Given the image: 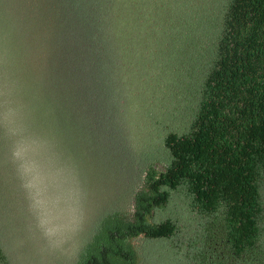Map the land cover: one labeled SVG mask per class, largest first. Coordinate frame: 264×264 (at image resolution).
<instances>
[{
    "label": "trees",
    "instance_id": "trees-1",
    "mask_svg": "<svg viewBox=\"0 0 264 264\" xmlns=\"http://www.w3.org/2000/svg\"><path fill=\"white\" fill-rule=\"evenodd\" d=\"M140 38L165 58L130 79L143 85L131 91L123 73L145 63ZM10 91L30 111L26 122L71 156L102 95L119 94L120 113L124 96L145 104L135 107L144 121L125 205L98 214L64 261H42L38 223L39 244L24 238L36 221L23 222L11 194L32 214L28 178L5 184L0 170V264H264V0H0L4 162L24 158L23 126L3 110ZM62 97L74 101L70 120Z\"/></svg>",
    "mask_w": 264,
    "mask_h": 264
},
{
    "label": "rangeland",
    "instance_id": "rangeland-1",
    "mask_svg": "<svg viewBox=\"0 0 264 264\" xmlns=\"http://www.w3.org/2000/svg\"><path fill=\"white\" fill-rule=\"evenodd\" d=\"M151 45L154 50L153 55L143 47V40L140 38L137 52L140 56L145 55V63L141 58L131 60L130 64L136 70L131 69L128 74L123 73L124 87H130L131 91L143 85L138 84L140 81L133 84L130 79L136 80L139 75L144 77L150 72H158L161 59L165 58L156 50L153 42ZM10 93L4 94L5 99L11 102H8L3 110H8L13 118L16 112V119L23 126L22 132H15L19 138L21 137L24 158H7L5 162L0 158L2 177L5 184L12 183V176L15 174L28 178L27 192L23 194L27 201L32 202V214L24 216L17 191L11 194L18 205V211L20 209V213L23 214V222L26 223L28 217L36 221L32 226L34 232L24 238L28 241L33 240L32 238L36 239L38 223L44 250L50 255L43 254L37 248L42 261L46 256L51 260V255H55L57 260L60 256H64L62 259L64 261L77 245V240L89 230L98 214L107 208L125 205L129 190L124 188V182L127 179L133 182L138 173L134 161L130 158V147L133 142H137L136 129L140 127L139 123L144 121L140 113H135V107L143 106L145 103L132 96H124V108L120 113L116 102V98L120 95H102L98 98L96 119L82 117L83 120L79 122L80 134L89 130L87 120L90 131L86 140H82L85 141L83 147L79 150L75 146V155L71 156L63 153L56 134L48 143L43 133L37 132L38 127L32 124V119L26 122L31 117L30 111L20 104L23 100H17L20 106L16 100H12L13 97L17 99V96L12 95L16 92L10 91ZM61 101V111L66 110L63 116L66 120H70L74 101L68 97H62ZM126 103L131 106L127 107ZM152 105L146 104L147 107ZM106 115L108 117H105ZM16 125L14 122L7 124L11 129H15ZM144 131L147 136L145 127ZM41 136L44 141L42 140L39 147ZM21 166L23 171L20 169ZM138 168H141V164ZM27 227L30 229L28 223L25 228ZM36 242L39 244L37 239Z\"/></svg>",
    "mask_w": 264,
    "mask_h": 264
}]
</instances>
